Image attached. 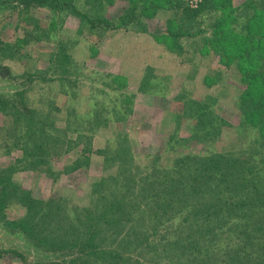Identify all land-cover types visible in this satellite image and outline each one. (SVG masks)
<instances>
[{
	"label": "rangeland",
	"instance_id": "rangeland-1",
	"mask_svg": "<svg viewBox=\"0 0 264 264\" xmlns=\"http://www.w3.org/2000/svg\"><path fill=\"white\" fill-rule=\"evenodd\" d=\"M72 1L78 13L40 9L25 13L17 2L0 1V7L9 9L0 15V40L16 50L13 59L0 50V66L12 72L0 74V94L17 105L23 100L36 108L45 130L69 148L61 156L51 153L42 167L16 170L12 178L32 197L50 201L54 210L58 207L72 220L73 228L58 223L60 214L54 211L52 219L69 232L68 238L82 230L78 219L84 209L100 210L102 195L121 189L113 180L106 186L97 183L118 175L117 163L103 159L105 155L112 159L111 150L116 142H124L125 135L139 176L155 167L169 169L188 153L211 154L231 146L245 148L264 168V148L259 145L264 133L255 121L241 124L240 109L243 94L263 87L243 75L258 70L259 61L256 55L244 61L220 43L228 32L253 36L255 19L264 20V0H218L190 23L182 15L171 17L165 4L150 8L148 0ZM200 2L178 0L177 6L195 8ZM129 8L133 9L130 24L118 27ZM175 30L176 55L168 50L169 34ZM259 52L263 54L264 45ZM22 91L20 97L17 93ZM3 109L0 128L10 123L9 110ZM3 141L1 168L22 156L19 146ZM75 159L81 164L65 169ZM25 211L24 204L9 203L5 220L18 219ZM180 217L164 220L149 241L160 250L165 241L177 237L186 244L178 226ZM0 230L14 231L2 221ZM160 250L144 256L134 252L127 264H190L186 256L168 260ZM70 258L56 262L69 264ZM27 263L36 264L35 257L20 258L0 249V264Z\"/></svg>",
	"mask_w": 264,
	"mask_h": 264
},
{
	"label": "trees",
	"instance_id": "trees-1",
	"mask_svg": "<svg viewBox=\"0 0 264 264\" xmlns=\"http://www.w3.org/2000/svg\"><path fill=\"white\" fill-rule=\"evenodd\" d=\"M148 1L150 8L165 4L171 17L176 19L182 15L186 23L192 22L203 9L211 8L218 2L201 0L197 7L191 8L187 5L177 6L178 0L175 3L168 0ZM225 1L229 3L230 0ZM12 2L22 5L25 13H30L32 9L72 10L78 13L72 0ZM132 10H126V18L120 17L118 27L130 24ZM255 20L253 36L242 37L228 32L221 37L220 43L232 53L240 55L244 61L257 56L258 70L244 71L243 75L245 79L257 80L256 87H263L250 89L243 94L240 100L243 113L241 124L255 121L264 133V52H259L260 46L264 45V30L256 33L264 27V20ZM217 24L222 25L220 21ZM215 28L216 31L220 30V27ZM177 32L175 30L169 34L172 42L168 50L175 55L177 51L173 46L177 43ZM0 50L11 59L15 57V46L10 42L0 40ZM11 73L8 66H0L1 75L10 76ZM17 94L22 97L24 91ZM0 107L9 110L7 116L10 120L7 127L0 128V139L4 140V145L11 143L19 146L22 152L15 164L0 167V221L22 233L33 245L70 255L69 264H127L134 252L143 256L151 251L159 252V245L152 244L150 236L164 220L181 216L178 226L180 234L185 233L183 237L186 244L180 241L181 237L173 242L165 241L166 244L160 250L162 257L172 260L174 257L186 256L190 264H264V168H261L257 157L249 154L245 148L237 150L231 146L203 155L188 153L169 169L155 167L139 176L134 171L129 139L125 135L121 140L124 142H116L111 150L112 159L108 155L103 159L104 163H117L118 175L103 177L97 183L106 186L108 180H113L114 185L121 189L102 195L100 210L84 209V216L78 219L82 230L70 239L69 232L58 227V223L73 228L75 224L72 220L61 214L58 207L54 210L55 206L50 201L32 197L12 178L16 170L42 167L51 153L52 156L59 153L61 156L68 153L69 148H64L63 141L45 130L47 125L44 119L38 117L37 109L29 107L23 100L17 105L0 96ZM3 108L0 110L3 111ZM259 145L264 148V134ZM79 162L75 159L65 165V169L78 167L81 164ZM120 179H123L121 185L118 183ZM12 202L24 204L25 214L18 219L5 220L4 211ZM54 211L61 215L58 223L52 219ZM54 229L55 235L52 234ZM5 251L20 258L23 256L16 250Z\"/></svg>",
	"mask_w": 264,
	"mask_h": 264
},
{
	"label": "water",
	"instance_id": "water-1",
	"mask_svg": "<svg viewBox=\"0 0 264 264\" xmlns=\"http://www.w3.org/2000/svg\"><path fill=\"white\" fill-rule=\"evenodd\" d=\"M8 10L6 7H0V15L8 13ZM0 96L4 95L0 94ZM0 249L16 250L25 256H34L36 263L41 264L67 260L70 257V255H62L60 252L43 250L33 245L22 233L11 230H0Z\"/></svg>",
	"mask_w": 264,
	"mask_h": 264
},
{
	"label": "built area",
	"instance_id": "built-area-1",
	"mask_svg": "<svg viewBox=\"0 0 264 264\" xmlns=\"http://www.w3.org/2000/svg\"><path fill=\"white\" fill-rule=\"evenodd\" d=\"M195 1H197V0H195ZM196 4V3H195Z\"/></svg>",
	"mask_w": 264,
	"mask_h": 264
}]
</instances>
